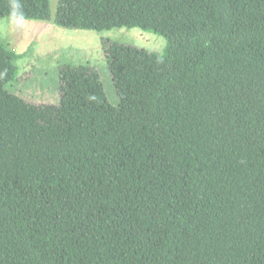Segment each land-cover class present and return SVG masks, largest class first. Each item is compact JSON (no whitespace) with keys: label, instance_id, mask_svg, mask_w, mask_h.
<instances>
[{"label":"trees","instance_id":"1","mask_svg":"<svg viewBox=\"0 0 264 264\" xmlns=\"http://www.w3.org/2000/svg\"><path fill=\"white\" fill-rule=\"evenodd\" d=\"M49 22L50 0H0ZM103 42L118 108L27 103L0 41V264H264V0H59Z\"/></svg>","mask_w":264,"mask_h":264},{"label":"rangeland","instance_id":"2","mask_svg":"<svg viewBox=\"0 0 264 264\" xmlns=\"http://www.w3.org/2000/svg\"><path fill=\"white\" fill-rule=\"evenodd\" d=\"M59 0H50L49 22L0 19V41L18 73L6 90L27 103L82 109L112 107L119 125L124 119L103 50V42L135 47L163 57L165 38L140 29L94 32L54 24Z\"/></svg>","mask_w":264,"mask_h":264}]
</instances>
